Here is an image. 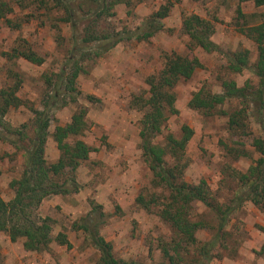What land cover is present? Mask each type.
<instances>
[{"label":"rangeland","instance_id":"1","mask_svg":"<svg viewBox=\"0 0 264 264\" xmlns=\"http://www.w3.org/2000/svg\"><path fill=\"white\" fill-rule=\"evenodd\" d=\"M20 1V7L10 4L14 12L7 16L20 24L19 29H10L4 20H0V89L20 85L17 96L23 106L11 108L4 121L14 130L26 125L24 133L27 138L19 143L28 148L34 128L30 109L41 110L48 93L44 76L58 73L63 68L69 58L68 53L73 49L74 37L83 33L89 20L76 9L80 2L84 5L83 0H71L78 17L74 22L76 31H72L71 23L62 22L61 10L44 9L40 3L42 0ZM108 1L117 3L113 8L115 16L101 20L96 29L110 35V39L123 40L95 63L82 64L85 73L77 79L80 98L76 104L56 108L52 112L45 148L47 164L55 163L59 151L52 140L54 129L65 126L78 108L86 110L87 128L75 140L84 142L92 151L75 173L79 190L66 196H51L35 211L37 216L48 217L53 223L52 243L47 250L27 252L23 249L22 239L12 242L7 234L0 233V264H99L98 252L77 227L84 218H95L100 213L103 218L99 233L110 243L116 259L138 264L168 263L161 253V245L173 238L172 230L159 218L158 208L145 211L135 203L140 192L162 198L166 194L155 186L153 176L143 161L139 137L143 114L133 108L132 103L133 98L146 96V79L158 74L165 57L171 53L194 55L202 67L194 72L191 79L180 81L174 88L177 114L169 116L162 134L153 140L154 144L165 147L168 133L178 139L182 126L187 125L193 130L180 161L166 155V165L183 164L185 182L197 185L203 180L215 201L229 203L238 191V184L230 174L233 171L245 172L259 158L246 143L247 158L233 161L227 157L224 145L233 148L234 143L239 142L228 132V118L221 113L236 108L237 102L217 106L207 116L192 108L190 101L192 95L200 90L205 97L220 94L224 80H233L239 87L246 81L253 85L258 83L248 71L231 73L227 69V58L231 53L247 50L251 64L254 63L256 45L239 29L258 24V16L264 14V6L257 8L251 2L240 4L238 0H203L201 3L195 0ZM168 2L172 7L160 22L161 30L148 40L136 39L141 35L143 25ZM48 4L53 5L51 1ZM238 7L245 15L244 19H239ZM194 15L214 25L211 40L219 47L218 52L205 53L191 47L184 23ZM129 36L131 38L127 40ZM24 45L42 56L44 64L32 65L22 58L8 60L13 50H21V46L25 49ZM250 123L254 136L260 137L255 116L250 117ZM24 167V152L9 142L0 141V196L5 202L13 199L14 192L9 184L20 177ZM64 178L61 177L60 182ZM93 205L99 206L95 212H92ZM191 209L194 221L215 225V216L208 208L196 203ZM261 229H264V209L260 210L250 202L243 203L230 215L225 239L218 243L209 263L264 264V254H259L264 242ZM59 233L67 236L70 248L55 242ZM212 235L213 232L204 230L199 231L196 237L199 242H209Z\"/></svg>","mask_w":264,"mask_h":264},{"label":"trees","instance_id":"2","mask_svg":"<svg viewBox=\"0 0 264 264\" xmlns=\"http://www.w3.org/2000/svg\"><path fill=\"white\" fill-rule=\"evenodd\" d=\"M51 1L53 5H49ZM201 3L203 0H195ZM209 1V0H204ZM40 2V0H39ZM77 6V12L87 17L89 23L80 36L73 39V49L68 53L69 58L64 62L63 68L58 73L44 76V84L48 91L46 100L41 110L31 108L33 116V136L30 138V146L20 145V141L27 138L23 125L20 130L12 129L4 121V117L11 108L23 106L17 96L20 90L18 86L0 89V141L9 142L17 150L25 155V167L18 179H13L9 186L14 192L13 199L5 202L0 196V233L9 236L12 242L23 240V249L27 252H41L47 250L52 243L50 236L52 220L48 217L37 216L36 210L41 203L51 196H66L75 194L79 190L76 181V171L81 164L88 160L92 149L80 140H75L84 133L87 128L85 117L86 110L78 108L65 126H58L52 133L59 157L55 163L47 164L45 160V148L48 129L52 112L56 108L76 104L80 98L77 79L85 73L82 66L84 62H96L106 52L114 48L123 39H110L107 33H100L97 24L115 16L113 8L117 4L108 0H83ZM240 4L251 2L255 7L264 6V0H238ZM11 3L22 4L20 0L0 1V20H4L5 26L10 29H19L20 24L7 18L13 14ZM41 7L59 9L63 12L62 22L71 23L72 31H76L74 22L78 18L71 0H42ZM86 6V10H84ZM172 7V3L160 7L155 12L151 21L143 25L138 40H148L161 30V20L166 18ZM49 9V11H52ZM239 19H244L241 9L237 8ZM254 17H257L255 15ZM259 23L239 31L253 41L256 45L257 55L251 64L247 50L231 53L227 58V69L234 74L248 71L256 80L253 85L246 81L242 87L237 86L233 80H224L221 83L220 94L203 95L202 90L192 95L190 105L205 115H211L217 106H224L229 102H237V107L230 112L221 114L227 116V130L239 143L235 147L224 145L227 157L233 161L247 158L245 143L259 155L254 165L249 166L245 172L233 171L230 174L232 180L238 184V191L234 193L229 203H218L212 197L205 181L201 180L197 185H190L183 180L185 166L176 164L168 166L165 163L166 155L174 161H180L181 155L193 136V130L187 125L181 127V136L176 139L172 134L166 135V146L161 147L153 143V140L162 134L166 122L171 115L177 114L174 107V88L180 81H188L197 69L202 67L198 57L181 56L171 53L165 57V63L157 75L146 79L148 91L146 96L133 98V108L142 112L140 120L141 130L140 149L143 161L153 176V182L157 188H161L166 196L156 197L140 192L135 203L143 210L150 211L158 208L159 218L166 223L173 232V238L161 245V253L168 263L163 264H210L212 253L219 242L225 239V228L229 224L230 215L238 210L243 203L250 202L254 207L264 209V14L258 16ZM185 31L193 49L199 48L205 53L218 52L219 47L212 42L214 25L205 19L191 16L185 20ZM131 36L126 39H130ZM58 42V39H57ZM25 49L13 50L8 60L22 58L32 65L41 66L45 59L34 52L29 46ZM80 48V49H79ZM90 100L91 97H88ZM256 107V108H255ZM255 108V109H253ZM252 109V111H250ZM250 112H253L250 114ZM255 112V114H254ZM255 116L260 127V137H255L251 131L250 117ZM17 136V139H14ZM72 139L71 141H69ZM242 140L245 142L243 143ZM249 142V143H247ZM65 177L61 182V177ZM200 203L215 216L214 226L205 221H194L192 205ZM99 209L93 205L92 212ZM103 214L97 217L84 218L83 223L77 229L82 230L89 238L92 247L98 252L99 264H138L134 261L116 259L113 255L110 243L106 242L99 233ZM209 230L213 232L209 242H199L196 234L199 231ZM264 234V229H261ZM55 242L60 246L71 247L67 236L59 233ZM259 254H264V242Z\"/></svg>","mask_w":264,"mask_h":264}]
</instances>
